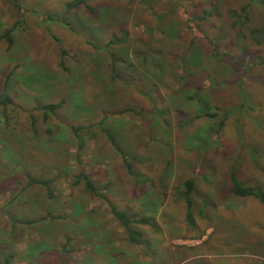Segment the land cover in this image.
<instances>
[{"label":"rangeland","instance_id":"rangeland-1","mask_svg":"<svg viewBox=\"0 0 264 264\" xmlns=\"http://www.w3.org/2000/svg\"><path fill=\"white\" fill-rule=\"evenodd\" d=\"M70 1L0 0V264H264V205L229 193L264 194V9ZM112 206L147 219L134 243Z\"/></svg>","mask_w":264,"mask_h":264},{"label":"trees","instance_id":"trees-1","mask_svg":"<svg viewBox=\"0 0 264 264\" xmlns=\"http://www.w3.org/2000/svg\"><path fill=\"white\" fill-rule=\"evenodd\" d=\"M88 1H91V0H71L70 3L67 5V8H77L80 6H85ZM250 1L256 3L261 8L264 9V0H250ZM247 10H248V6H245L241 8L239 12L231 11L228 16L230 20H233V23H232L233 27L236 29L238 33L240 32L242 27L246 26V24L248 23ZM250 32H251L250 33L251 39L254 40V43L260 44L261 39H264L263 35L261 34V31L253 30ZM118 42L119 41L117 39H112L109 42V44H117ZM62 105H63L62 102H59L57 104L44 106L42 108L44 110L43 119L47 121L49 118V114L51 115L55 111L61 109ZM206 113L209 119L212 120L210 121V128L213 131V135L219 134L220 129L218 127L223 126V120H220L218 124L215 125L213 121H214V118L217 117L218 113L209 114L208 111ZM104 133L109 138V141L112 144L113 141L111 139L110 133L105 130H104ZM118 153L120 154V157L122 158V163L124 167L126 168L127 172L129 174H132V171H131L132 167L126 162V156L122 154L119 150H118ZM80 180L84 181L85 189L87 193L97 195V188L94 186V184L92 183V181L89 179V177L86 174L84 173L79 174L77 177L76 183ZM37 183L38 184L41 183V185L45 186L46 188L47 187L49 188L48 182L46 181H40ZM229 184H230L229 193L232 196L237 197V198H242V199H246V198L256 199L262 205H264V194L258 187L241 183V181L237 178L236 174L234 173H232L229 176ZM181 188L183 189V191L180 194V197L185 202V218L188 222H193V218H192L193 217L192 216L193 215L192 214L193 202L191 201V198L194 193V181L193 180L184 181ZM111 213L113 217L116 219V221H118L120 226L123 228L124 232L126 234H129V240L131 243H134V240H133L134 238L132 236L133 235V230H132L133 223L135 224L140 223L143 225L149 224L147 219L143 218L139 221H136L135 218L132 219V217L128 216L126 212H118L117 209L113 206L111 207ZM8 262L9 260L5 259L3 264H8Z\"/></svg>","mask_w":264,"mask_h":264}]
</instances>
